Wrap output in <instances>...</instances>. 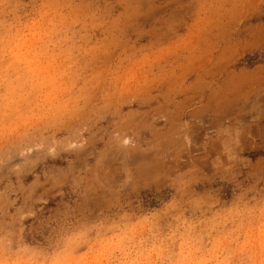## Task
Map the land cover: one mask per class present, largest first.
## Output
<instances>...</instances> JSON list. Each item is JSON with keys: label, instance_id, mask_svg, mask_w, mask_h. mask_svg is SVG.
<instances>
[{"label": "rangeland", "instance_id": "obj_1", "mask_svg": "<svg viewBox=\"0 0 264 264\" xmlns=\"http://www.w3.org/2000/svg\"><path fill=\"white\" fill-rule=\"evenodd\" d=\"M0 264H264V0H0Z\"/></svg>", "mask_w": 264, "mask_h": 264}]
</instances>
